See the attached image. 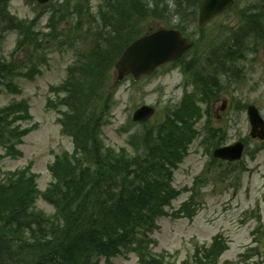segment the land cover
<instances>
[{
  "label": "rangeland",
  "instance_id": "obj_1",
  "mask_svg": "<svg viewBox=\"0 0 264 264\" xmlns=\"http://www.w3.org/2000/svg\"><path fill=\"white\" fill-rule=\"evenodd\" d=\"M58 1L62 0H55ZM248 3H255L257 7L264 9V0H238L237 10ZM99 5L105 9L103 0L88 2L98 23L102 21ZM6 7L7 11L9 8L10 12L22 21L34 19L29 29L36 32L30 31V34H27L22 29L18 32L16 28H8L0 35V61L3 59L13 62L16 71L12 75V80L18 85L15 91L21 92L12 93L0 85V105L21 97L26 98L30 103L33 118L21 122L20 126H30L33 122H37L38 126L33 130H27L28 134L23 137V142L16 145L22 151L20 157L12 158L17 152L14 145H0V182L4 181V184H7L6 172L9 169L30 162L32 169L38 173L36 184L38 182V188L43 189L51 179L47 165L53 160L54 155L65 149L75 152L71 137L62 133L61 125L57 122L59 114L54 108L46 107L49 86L62 80L65 76V68L72 62L75 54L82 55V61L78 63L73 80L68 84L67 95L74 90L76 115L82 119L87 114L103 115L104 112L99 111V108L103 105L108 107L107 119L103 117L99 122H94L93 132L88 133L84 126L77 132L82 138L96 137L102 148H106L108 144L117 151L123 145L127 148V152L132 154L134 149H129V142L134 143L136 140L132 133H145L149 130L142 124L130 122L131 114L138 105L147 103L156 107L157 112L150 118L149 123L154 125L163 117H168L176 104V108L181 112L185 103L191 98L190 94H183L184 87L190 82L189 74L187 73L186 79H183L184 76L178 65L165 67L166 69L163 68L151 77L136 83L125 81L121 85L106 88L105 92L100 91L96 85L104 74L87 67V55H91L89 51L97 44L96 40L99 37L90 17L89 25H83L84 21L89 20L88 18L82 19L79 23L74 12L71 16L66 15L58 7H37L27 0H6ZM180 8L183 10L180 21H176L177 14H171L164 21L151 20L149 24L158 21L153 25L154 29L161 26H181L193 41L196 39L195 54L215 55L222 45L221 36H228V33L235 29L232 13H235L236 9L217 17L198 31L197 17L195 20L190 19L192 16L190 11H185L183 6ZM35 12H37L36 16ZM60 14L66 17H59ZM68 21L76 23L75 27L69 30L70 39L65 41L63 31L67 30L65 27ZM262 22L264 24V19ZM60 34L62 37L57 38ZM17 36L21 38V49L13 52V47L17 45ZM217 46L220 47L215 50ZM193 53L192 51L188 56ZM238 64L243 67L242 72L245 71L244 81L241 84L239 82L235 84L233 78H229L228 81L223 82L225 88L217 97L211 94L212 100L203 98L202 103L197 101L201 105L203 117L200 120L194 117L192 126L198 127L199 135L189 146L187 156L180 160L179 166L174 171L173 184L177 188L192 185L196 177L201 178L196 195L198 198H195L196 204L190 206L191 209H195L194 214L164 216L157 221L159 228L153 234L157 241L155 250H167L176 257V261L188 257L196 244L208 243L216 233H222L228 241V249L220 258L224 264H237L240 260L239 254L247 246L260 243V247L264 248V236L260 232L251 233L258 223L264 225V140L262 142L249 140L250 150L258 145L263 147L255 151L254 158L245 157L246 168H242L241 171L239 166L229 167L224 163H213L206 168L209 155L206 153L205 144L201 142L208 124L226 130L222 135L225 138L224 144L232 143L249 133L246 109L240 108L238 104H255L264 118V43H259L256 52H248L247 58L238 61ZM232 69L233 66L228 72ZM107 74L108 83L112 86L116 74L113 70ZM226 75L227 73L222 74L221 78ZM103 79L105 81V77ZM90 81L94 85L89 84ZM88 92L93 93L96 107L89 104L85 96ZM192 95L195 96L193 98L199 96L195 91H192ZM223 100L226 101V105L221 110ZM67 108L69 109L68 106ZM186 132L187 130H183V133ZM9 141L11 142V139ZM14 143H17L16 140ZM79 145L83 146L82 143ZM190 194L191 191L183 190L168 209L178 208ZM19 197V194H15L16 199ZM35 206L47 212L53 210V207L42 198L37 199ZM254 235L258 239L257 243L253 240ZM114 264L140 263L137 256L131 253L128 257L121 255L114 257Z\"/></svg>",
  "mask_w": 264,
  "mask_h": 264
},
{
  "label": "trees",
  "instance_id": "obj_2",
  "mask_svg": "<svg viewBox=\"0 0 264 264\" xmlns=\"http://www.w3.org/2000/svg\"><path fill=\"white\" fill-rule=\"evenodd\" d=\"M199 1L103 0L105 9L99 5L100 23L88 6L89 0L68 1L58 8L66 15L76 13L79 23L88 18L83 25L88 26L92 19L99 37L89 51L91 55H87V67L110 70L117 55L133 38L154 29V24L171 14H177L176 21H180L181 6L190 11L193 20ZM5 2L0 0V33L12 27L27 34L30 31L35 33L23 21L9 16ZM66 15L60 14L59 17ZM243 19L249 23L245 29H257L252 24L254 19L246 20V15ZM151 20L158 21L149 24ZM67 26L70 30L75 22L68 21ZM255 32L254 40H257L259 33L258 30ZM243 40L242 36L237 38L236 44L241 43L237 48H234L236 44L223 46L221 55H213L214 61L225 65L231 55H245L250 46H244ZM185 66L188 67L186 61ZM15 71L13 62L0 61V82L7 90H15L12 80ZM187 73L202 93L200 98L210 101L211 94L216 96L220 86L215 74H208L205 70L199 85L195 77L200 72L195 74L189 69ZM238 77L240 79L241 75ZM88 94L90 92L85 96ZM199 100L191 97L181 112L174 109L164 124L138 134L133 143L135 151L131 154L126 148L117 151L102 148L96 137H81L77 132L80 127H86L91 133L94 122H99L102 117L99 113L95 116L87 114L83 119L77 116L73 90L64 101L70 112L64 114L62 121L66 132L73 136L80 148V155L69 158L64 155L50 167L53 181L43 197L52 204L54 211L47 213L35 207L38 193L32 176L21 171L10 172L7 184L0 182V264H113L115 256L131 252L137 255L140 264H177L168 251L153 250L156 240L152 233L159 217L185 211L182 208L169 213L165 206L178 195L171 185L172 170L185 156L195 137L193 118L202 115L197 105ZM27 109L25 100L0 107V144L7 146L9 139L14 137L17 141L26 131H20L15 122L28 116ZM183 130L187 132L183 133ZM223 134L222 128L210 132L209 145L221 144ZM81 143L84 147L79 145ZM15 194L20 195L19 199ZM193 198L195 196L191 200ZM187 203L183 205L187 206ZM226 248L225 237L217 234L209 245H196L190 258L179 264H220L219 256ZM250 250L260 253L255 246L243 254L248 256ZM243 264H264V257Z\"/></svg>",
  "mask_w": 264,
  "mask_h": 264
},
{
  "label": "water",
  "instance_id": "obj_3",
  "mask_svg": "<svg viewBox=\"0 0 264 264\" xmlns=\"http://www.w3.org/2000/svg\"><path fill=\"white\" fill-rule=\"evenodd\" d=\"M44 2L46 0H39ZM232 0H202L199 6V26L204 25L211 17L225 9ZM190 47L187 39L175 29H159L146 34L127 46L115 63L118 78L126 73H132L135 78L141 74L150 73L159 64L174 60ZM152 109L143 106L135 112L134 118L146 119ZM248 115L252 125V135L264 137V121L259 116L254 105L248 106ZM243 151V144L238 141L233 145L217 148L215 155L223 158H239Z\"/></svg>",
  "mask_w": 264,
  "mask_h": 264
}]
</instances>
